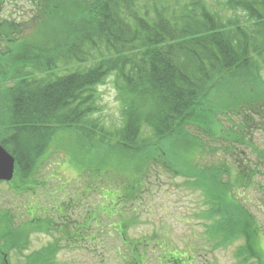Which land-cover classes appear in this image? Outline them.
Returning a JSON list of instances; mask_svg holds the SVG:
<instances>
[{
	"label": "trees",
	"instance_id": "16d2710c",
	"mask_svg": "<svg viewBox=\"0 0 264 264\" xmlns=\"http://www.w3.org/2000/svg\"><path fill=\"white\" fill-rule=\"evenodd\" d=\"M42 1L46 10L59 18L48 14L52 26L46 27L45 35L37 36L42 40L14 44L11 66L0 73V81L13 82L0 89V145L15 159L10 183L19 185L18 190L27 187L43 152L60 130H72L85 144L95 138L116 140L122 150L134 155L166 144L167 149L161 151L162 164L171 170V143L185 142L187 152L193 145L201 147L190 138L188 128L196 127L207 135L219 128L211 115L207 119L213 82L222 76L260 79L264 0H223L232 17L212 11L204 0ZM88 59L93 61L88 68L67 70L70 63L79 67ZM61 62L65 73L57 76L54 72ZM40 72L50 76L32 78ZM111 74L122 107V123L113 132L93 118L98 111L96 87ZM259 107L255 114L264 112V106L257 110ZM249 118L244 115L239 134L232 133L235 142L246 143L243 128L248 127ZM253 151L259 159L257 169L246 166L235 175L234 184L220 180L212 190L207 189L208 219L217 218L210 231L219 234L224 244L242 240L237 250L242 262L264 264V251L257 240L264 239L263 230L245 202L230 193L249 188L253 176L260 174L258 169L264 170V149ZM228 170L212 168L209 172L218 173V180ZM65 213L63 217L55 215L67 228ZM23 217L0 211V264H8V254L25 250L29 232L51 229L49 221L33 217L27 222ZM18 219L21 221L16 223ZM28 223L34 227L29 228ZM83 226H74V232L85 233L91 224ZM52 245L28 256L24 264H53L58 246ZM165 262L186 264L178 255ZM129 264L141 261L132 257Z\"/></svg>",
	"mask_w": 264,
	"mask_h": 264
},
{
	"label": "rangeland",
	"instance_id": "374dc122",
	"mask_svg": "<svg viewBox=\"0 0 264 264\" xmlns=\"http://www.w3.org/2000/svg\"><path fill=\"white\" fill-rule=\"evenodd\" d=\"M204 1L212 11L232 17L224 9L223 0ZM44 2L0 0V32L12 40V44L7 43L9 39L0 35V73L11 66L12 49L18 43L40 41V30L41 35L47 33L46 27L52 26L48 14L59 18L46 10ZM92 64V59L79 67L72 62L67 70L73 72ZM262 65L258 80L253 75L249 79L222 76L213 82L207 119L212 116L219 128L209 135L196 127L188 128L190 138L201 147L193 145L187 152L185 142L171 143V170L162 164L161 151L167 149L166 144L154 145L147 154L134 155L122 150L116 140L95 138L85 144L72 130L57 132L29 180L31 190L28 185L18 190L15 182H0V211L23 214L22 220L27 222L39 217L51 225L46 232H29L25 250L8 254L7 263L24 264L31 254L57 243L53 264H129L132 257L141 264H166L165 259L171 255L188 258L190 264H256L254 260L244 263L238 256L242 240L224 244L219 234L210 231L217 218L208 219L206 191L212 190L216 182L234 184L235 175L246 166L257 169L259 159L253 150L264 149V112L253 111L264 106ZM64 73L61 62L54 74ZM47 76L40 72L32 78ZM114 78L111 74L96 87L98 111L93 116L110 132L122 123ZM10 85L0 81V89ZM244 115L250 116V123L243 128L246 143L242 144L235 142L232 133L239 134ZM227 167L228 173L218 180V173L209 172L212 168L224 172ZM258 170L260 174L253 176L249 188L230 193L237 201L241 198L245 202L264 234V170ZM63 211L69 221L67 228L55 215L63 217ZM88 224L91 226L87 232H74ZM28 227L34 225L28 223ZM257 240L264 251V239Z\"/></svg>",
	"mask_w": 264,
	"mask_h": 264
},
{
	"label": "water",
	"instance_id": "95a60500",
	"mask_svg": "<svg viewBox=\"0 0 264 264\" xmlns=\"http://www.w3.org/2000/svg\"><path fill=\"white\" fill-rule=\"evenodd\" d=\"M15 160L0 146V182H10L14 176Z\"/></svg>",
	"mask_w": 264,
	"mask_h": 264
}]
</instances>
